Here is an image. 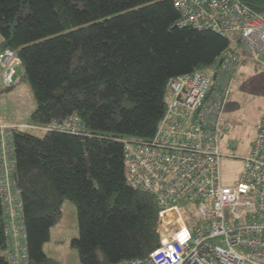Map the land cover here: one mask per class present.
<instances>
[{
  "label": "trees",
  "instance_id": "trees-1",
  "mask_svg": "<svg viewBox=\"0 0 264 264\" xmlns=\"http://www.w3.org/2000/svg\"><path fill=\"white\" fill-rule=\"evenodd\" d=\"M243 1L264 16V0ZM177 18L171 0H0V51L20 59L19 82L28 80L36 103L30 123L75 115L83 128L12 130L30 264H45L42 245L64 198L76 206L71 243L81 264L143 257L158 245L159 205L127 183L120 139L151 137L168 80L207 71L233 42ZM4 240L0 216L2 249Z\"/></svg>",
  "mask_w": 264,
  "mask_h": 264
},
{
  "label": "built area",
  "instance_id": "built-area-1",
  "mask_svg": "<svg viewBox=\"0 0 264 264\" xmlns=\"http://www.w3.org/2000/svg\"><path fill=\"white\" fill-rule=\"evenodd\" d=\"M171 2L178 11L176 25L228 36L244 52L228 48L207 71L170 78L166 108L154 134L120 139L127 183L152 193L159 205V243L146 256L110 264H264V113L234 185L222 184L218 150L220 118L238 64L249 57L264 65V16L243 0ZM19 66L13 50L0 51L2 84L19 82ZM25 126L73 133L83 129L75 115ZM12 130L0 124L4 249L8 264H30Z\"/></svg>",
  "mask_w": 264,
  "mask_h": 264
},
{
  "label": "rangeland",
  "instance_id": "rangeland-1",
  "mask_svg": "<svg viewBox=\"0 0 264 264\" xmlns=\"http://www.w3.org/2000/svg\"><path fill=\"white\" fill-rule=\"evenodd\" d=\"M231 47L244 52L240 42L233 41ZM234 73L220 118L218 141L222 184L226 185H234L238 181L243 166L242 157L250 151L256 126L264 113V65L249 57H242ZM35 106V97L26 78L12 87H5L0 81V124L10 123V128L23 126L41 134L43 130L25 126L30 123ZM192 213L195 214V211ZM77 235L76 206L70 199L64 198L60 212L50 226L49 238L42 245L47 257L44 263L81 264L78 250L71 243V239ZM0 254L7 257L4 248H0Z\"/></svg>",
  "mask_w": 264,
  "mask_h": 264
},
{
  "label": "crops",
  "instance_id": "crops-1",
  "mask_svg": "<svg viewBox=\"0 0 264 264\" xmlns=\"http://www.w3.org/2000/svg\"><path fill=\"white\" fill-rule=\"evenodd\" d=\"M21 70H22V68H21ZM0 81H1V78H0ZM1 83H2V82H1ZM19 83H20V82H19ZM19 83H18V84H19ZM5 87H7V86H5ZM0 123H2V122H0ZM4 123H6V122H4ZM8 124H10V123H8Z\"/></svg>",
  "mask_w": 264,
  "mask_h": 264
},
{
  "label": "water",
  "instance_id": "water-1",
  "mask_svg": "<svg viewBox=\"0 0 264 264\" xmlns=\"http://www.w3.org/2000/svg\"><path fill=\"white\" fill-rule=\"evenodd\" d=\"M214 76V75H213Z\"/></svg>",
  "mask_w": 264,
  "mask_h": 264
}]
</instances>
